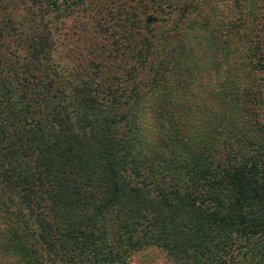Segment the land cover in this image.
<instances>
[{
    "label": "trees",
    "instance_id": "16d2710c",
    "mask_svg": "<svg viewBox=\"0 0 264 264\" xmlns=\"http://www.w3.org/2000/svg\"><path fill=\"white\" fill-rule=\"evenodd\" d=\"M90 1L114 0L72 4ZM212 1L114 2L134 36L116 76L115 29L103 55L81 24L70 66L52 30L0 48V264H131L148 247L264 264V0Z\"/></svg>",
    "mask_w": 264,
    "mask_h": 264
},
{
    "label": "rangeland",
    "instance_id": "374dc122",
    "mask_svg": "<svg viewBox=\"0 0 264 264\" xmlns=\"http://www.w3.org/2000/svg\"><path fill=\"white\" fill-rule=\"evenodd\" d=\"M73 0H65L67 5L72 8ZM224 7L226 11L232 6L230 0H216ZM56 0H0V48L2 46L8 47L10 49L20 51L22 47L25 46L26 35L33 31H53V39L55 40V57L54 60L62 64H72L77 58L81 57V53H84L81 48L82 46H87V42L77 41V37L84 35L80 26L83 24V28L88 30V34L93 35L92 37H98V41H101L102 48L101 53L105 55V49L108 48L110 44V32L115 29L114 35L117 41L115 42L113 48L114 55L118 56L115 61L117 65L114 67L107 77L117 75L120 72L124 74L126 67L134 58V36L122 25V12L115 11V4H119L120 0H114L113 2L106 1L108 3L107 12L112 11L114 14L112 16L96 12L94 5L91 1L85 5H81L75 9L72 16L68 18H63L69 11L70 8L61 13L58 12ZM115 2V4H114ZM133 1H131L132 3ZM212 1V3H214ZM136 0H134V4ZM231 5V6H230ZM122 6V5H121ZM233 7V6H232ZM87 8H89L88 11ZM158 11V15L151 12V16L162 17L163 12ZM228 14V12L226 13ZM92 15V16H90ZM227 16V15H225ZM91 17L100 18V26H102V32L96 33V24H93ZM63 18V19H62ZM120 19V21L118 20ZM76 20V21H75ZM151 20V18L147 19ZM126 37V38H125ZM127 45L129 47H127ZM119 46V47H118ZM7 53V51H6ZM8 54V53H7ZM85 54V53H84ZM121 54H125L120 58ZM12 58V56L8 54ZM87 56L91 54L86 53ZM63 59V60H62ZM74 64V63H73ZM113 75H112V74ZM108 82V81H107ZM131 264H175L172 260L168 258L166 253L157 247H148L137 253H135L131 258Z\"/></svg>",
    "mask_w": 264,
    "mask_h": 264
}]
</instances>
